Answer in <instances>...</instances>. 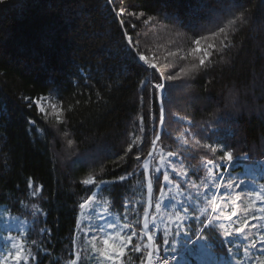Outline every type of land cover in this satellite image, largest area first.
<instances>
[{
    "label": "trees",
    "instance_id": "1",
    "mask_svg": "<svg viewBox=\"0 0 264 264\" xmlns=\"http://www.w3.org/2000/svg\"><path fill=\"white\" fill-rule=\"evenodd\" d=\"M154 145L183 189L225 153L264 166V0H0V209L28 223L30 264H90V198L141 230Z\"/></svg>",
    "mask_w": 264,
    "mask_h": 264
},
{
    "label": "rangeland",
    "instance_id": "2",
    "mask_svg": "<svg viewBox=\"0 0 264 264\" xmlns=\"http://www.w3.org/2000/svg\"><path fill=\"white\" fill-rule=\"evenodd\" d=\"M34 104L41 114L53 112L48 98H39ZM150 157L152 174L147 177L141 230H133L125 216L112 215L94 198L84 202L78 223L79 250L88 251L90 264H124L132 247L137 255L147 251L144 264H264V166H232L226 158L221 164L205 161L201 186L185 185L183 189L180 184L186 183L187 174L178 158L159 145L153 146ZM157 176L158 193L151 201ZM29 191L38 195L32 185ZM27 225L0 209V264L34 260L27 246ZM213 228L218 236L216 233V241L209 243L202 231ZM127 237L131 240L125 244L123 256L109 260L103 255L105 238L119 245ZM212 244L225 253H216Z\"/></svg>",
    "mask_w": 264,
    "mask_h": 264
},
{
    "label": "snow or ice",
    "instance_id": "3",
    "mask_svg": "<svg viewBox=\"0 0 264 264\" xmlns=\"http://www.w3.org/2000/svg\"><path fill=\"white\" fill-rule=\"evenodd\" d=\"M223 31L224 30L221 29V32H223ZM196 43L199 44V41L197 40ZM196 51L199 52V51H204V50L197 48ZM205 56H208V53L206 51H205ZM139 59L141 61H143V60H145V57L140 56ZM204 64H205V59H201L200 65L203 66ZM157 87H161V86L158 85ZM160 119H161V122H163V114H161ZM157 139H159V136H157ZM153 143H155V141H153ZM225 158L228 161V163H232L233 156L230 153H225ZM222 167H224V166L222 165ZM163 178L165 181H168V179H169L168 175H164ZM120 179L123 180V177H121ZM156 179L158 180L159 176H157ZM84 183L87 185L88 181H84ZM80 207L83 208L84 205L81 204ZM145 226L147 227V225H145ZM110 227H111V225H110ZM130 240H131V237H127L126 239H121L120 244L117 245L115 243H111L108 238H105L103 240V244L105 246L104 251H103V255L109 260H113L114 257L123 256V254H124L123 249L125 247V244L128 243ZM136 251H139V249H136ZM18 259H19V257H18Z\"/></svg>",
    "mask_w": 264,
    "mask_h": 264
}]
</instances>
